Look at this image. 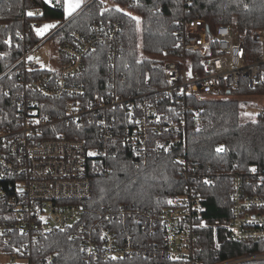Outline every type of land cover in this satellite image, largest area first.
Returning <instances> with one entry per match:
<instances>
[{
	"label": "built area",
	"instance_id": "built-area-1",
	"mask_svg": "<svg viewBox=\"0 0 264 264\" xmlns=\"http://www.w3.org/2000/svg\"><path fill=\"white\" fill-rule=\"evenodd\" d=\"M33 12L40 14L42 9ZM181 26L175 33V53L166 51L163 56L165 85L153 88L147 79L144 92L119 91L115 79L122 48L118 21L94 24L88 33L75 32L59 42L55 67L45 66L34 56L50 38L45 37L4 73L21 66L17 125L0 129V201L6 204L2 212L6 219L0 221V264H59L58 253H48L43 241L62 231L80 242V264H122L124 259L155 255L173 264H201L200 230L205 228L214 230L216 248L220 247L219 228L238 241L264 240V170L256 165L231 174L230 217L225 221L203 217L205 197L197 182H211V177H201V166L185 156L180 158L182 175L190 184L171 205L88 212L93 189L89 171L99 164L101 172H108L104 161L111 157V150L131 149L138 163L182 140L179 136L165 138V143L159 140L167 131L186 127L185 116L172 119L170 109L160 108L164 100H176L178 110L186 113L193 109L186 97L225 98L228 91L239 90L244 79L250 87L264 90V28L251 33L256 50L228 24L217 26L213 39L203 18L187 19ZM33 28H42V22H34ZM98 48L108 49V89L91 96L79 79L87 58ZM189 54L201 56L206 74L195 70ZM6 92L12 94L9 89ZM55 99L66 102L59 106ZM90 124L100 130L93 146L67 135L77 131L74 127ZM141 229L151 240L141 238ZM251 259H264V253L215 264Z\"/></svg>",
	"mask_w": 264,
	"mask_h": 264
},
{
	"label": "trees",
	"instance_id": "trees-1",
	"mask_svg": "<svg viewBox=\"0 0 264 264\" xmlns=\"http://www.w3.org/2000/svg\"><path fill=\"white\" fill-rule=\"evenodd\" d=\"M93 0L72 17H67L64 0H0V129L17 125V103L21 66L4 74L16 63L27 49L40 43L46 35H38L33 23L56 22L58 30L50 36L56 43L67 41L75 32L88 33L94 24L121 23V52L117 58L115 79L119 91L124 94L140 93L146 90L145 81L151 80L152 87L165 85L163 56L166 51L175 53V33L181 31V24L194 17L203 18L210 27V39L217 26L228 24L240 32L249 48L258 49L252 40V31L264 28V0ZM41 8L40 14L29 16L33 9ZM27 10V12H25ZM122 10V11H121ZM142 25V46L140 47L139 22ZM215 42V41H213ZM214 51L217 52L214 44ZM107 51L98 48L87 58L79 81L87 88L89 95L104 93L108 87ZM194 68L200 75L207 72L201 64L199 54H189ZM4 74V75H3ZM12 91L8 95L6 90ZM262 88L250 87L242 81L239 90L228 97L211 98L191 95L186 104L191 112H180L176 100H164L161 109H170L172 119L186 117V127L167 131L164 139L181 137L182 140L162 153L146 161L136 163L133 151L115 148L106 158L108 172H101L99 164L90 169L92 195L88 200V212L97 214L123 207L137 209H163L186 193L190 182L182 175V156L194 165H200L201 177H211V182L200 179L197 186L202 191L203 217L208 221L228 220L230 176L236 171H245L251 165L264 170V116L260 114L252 121H242V101L233 95H263ZM45 101V99H43ZM49 101V100H47ZM57 105L65 99H55ZM74 127V126H72ZM68 136L86 139L90 146L100 130L96 125L76 128ZM64 130H66L64 128ZM223 148V151L218 149ZM129 152V153H128ZM141 160V159H140ZM171 201V203H169ZM6 204L0 201V221ZM141 238L151 240L142 229ZM220 247H215L214 230H200L201 264H215L243 256L264 253V240L238 241L224 229H218ZM43 245L48 253H58L59 264H80L81 244L68 231L48 236ZM139 256L133 260L124 259L122 264H173V261ZM237 264H264V259H251Z\"/></svg>",
	"mask_w": 264,
	"mask_h": 264
},
{
	"label": "rangeland",
	"instance_id": "rangeland-1",
	"mask_svg": "<svg viewBox=\"0 0 264 264\" xmlns=\"http://www.w3.org/2000/svg\"><path fill=\"white\" fill-rule=\"evenodd\" d=\"M106 5H111L109 0H106ZM45 25L55 24L54 22H42ZM56 25V24H55ZM44 28V27H43ZM51 29H47L43 34H48ZM58 30V28H57ZM56 30V31H57ZM55 31V32H56ZM139 31H140V47L142 46V25L139 21ZM54 32V33H55ZM57 44L53 40L48 39V41L34 54L35 57L40 58V61L44 63L45 66L55 67L58 65L57 61ZM238 97L242 101V121H252L258 118L264 109V97L256 94H242L233 95Z\"/></svg>",
	"mask_w": 264,
	"mask_h": 264
},
{
	"label": "snow or ice",
	"instance_id": "snow-or-ice-1",
	"mask_svg": "<svg viewBox=\"0 0 264 264\" xmlns=\"http://www.w3.org/2000/svg\"><path fill=\"white\" fill-rule=\"evenodd\" d=\"M47 2L51 3V0H47ZM84 2H85V0H65V3L67 5V7H66L67 15L71 16L74 12L77 11V9H79L84 4ZM100 2L104 3V0H100ZM28 15L32 16V15H35V13L29 12ZM133 19L137 20V22H139L138 17H133ZM55 27H56L55 24H48V25H45L44 28H39L36 31H37L38 35H42L47 29H51V28H55ZM189 75H191V73H189ZM37 123H38V121H37ZM223 150H224L223 148L218 149V151H223ZM91 155H95V153H91ZM253 171H255V169H253ZM169 203H171V201H169ZM17 251H19V249H17ZM113 259H115V257H113Z\"/></svg>",
	"mask_w": 264,
	"mask_h": 264
},
{
	"label": "crops",
	"instance_id": "crops-1",
	"mask_svg": "<svg viewBox=\"0 0 264 264\" xmlns=\"http://www.w3.org/2000/svg\"><path fill=\"white\" fill-rule=\"evenodd\" d=\"M91 1H93V0H85L84 4L79 9H77L76 12H74L71 16H68L67 15V12H66L67 5H66L65 0H64V8H65L66 16L67 17L74 16L76 13H78L79 11H81L86 5H88ZM54 23L56 24V22H54ZM43 27H44V23H42V28ZM57 28H59V27H57V24H56V27L55 28H52V30L48 34H42V35H46V37L51 36L57 30Z\"/></svg>",
	"mask_w": 264,
	"mask_h": 264
},
{
	"label": "water",
	"instance_id": "water-1",
	"mask_svg": "<svg viewBox=\"0 0 264 264\" xmlns=\"http://www.w3.org/2000/svg\"><path fill=\"white\" fill-rule=\"evenodd\" d=\"M228 94H231V91H228Z\"/></svg>",
	"mask_w": 264,
	"mask_h": 264
},
{
	"label": "bare ground",
	"instance_id": "bare-ground-1",
	"mask_svg": "<svg viewBox=\"0 0 264 264\" xmlns=\"http://www.w3.org/2000/svg\"><path fill=\"white\" fill-rule=\"evenodd\" d=\"M129 153V152H128Z\"/></svg>",
	"mask_w": 264,
	"mask_h": 264
}]
</instances>
